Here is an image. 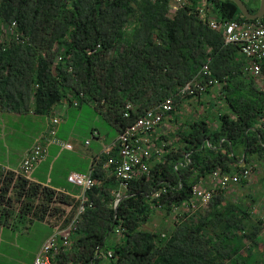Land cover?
Segmentation results:
<instances>
[{
	"label": "trees",
	"instance_id": "obj_1",
	"mask_svg": "<svg viewBox=\"0 0 264 264\" xmlns=\"http://www.w3.org/2000/svg\"><path fill=\"white\" fill-rule=\"evenodd\" d=\"M242 1L250 14L257 13L260 0ZM201 7L204 18L199 16ZM210 19L264 22V17L243 18L229 0H189L175 11L169 0H0V23L15 21L18 35L0 41V86L11 80L25 86L32 94L33 111L41 115L50 114L63 100L71 105L93 103L120 132L193 78L202 84L223 81L219 76L227 71L221 59L239 50L224 45L222 33L208 26ZM241 66L244 62L235 59L227 69L245 70ZM260 77L264 82V62ZM249 84L243 93L225 92L230 110L217 117L215 130L207 119H199L185 132L178 131L161 159L149 162L148 173L127 183L116 209L118 181L111 170L104 173L106 158L98 161V173L95 169L92 174L95 184L84 194L76 228L53 264L99 263L104 250L112 253L107 264L259 263L253 248L260 245L264 221L252 219L250 207L227 202L209 221V216L193 220V210L184 208L193 186L206 184L212 172L251 168L256 173V165L264 167V84L256 87L252 77ZM128 104L132 109L124 117ZM237 151L245 154L244 165L238 164ZM36 197L43 201L35 209L55 214L61 212L57 203L72 201L0 168L3 218L16 203L24 212ZM217 197L223 204L221 196H214L205 206ZM157 213L162 214L161 226L146 230ZM172 214L188 220L170 231ZM244 252L247 259L240 258Z\"/></svg>",
	"mask_w": 264,
	"mask_h": 264
},
{
	"label": "crops",
	"instance_id": "obj_2",
	"mask_svg": "<svg viewBox=\"0 0 264 264\" xmlns=\"http://www.w3.org/2000/svg\"><path fill=\"white\" fill-rule=\"evenodd\" d=\"M235 59L240 63L244 62V67L246 66V59L239 52L236 51L235 56L231 54L224 55V59H221V62L225 65L223 70L227 72L219 76L223 78L221 83L212 82L211 80L206 81L204 82L205 84L203 83L206 92L201 93L199 97H194L193 99H175L174 111L164 120L161 127L154 134L158 144L163 143L167 145L171 143L170 140L176 141L178 131L185 132L188 130L190 123L199 119H207L210 122L209 127L215 130L219 126L217 117L222 113H228L230 110L224 97L226 91L235 94L243 93L245 89L250 88L249 77L254 79L256 87H262L261 85L264 82L261 77L256 79L250 73L246 72V70L238 69L237 71H228L227 68H229L231 63H234ZM244 67L241 66L242 69ZM24 87L18 86L12 80L0 86V168L2 171L4 170L3 172H12L17 175L21 162L27 152L37 141L43 140L42 136L49 129L50 121L53 117H58L60 118V124L56 130V138L59 141L70 144L73 149L67 150L54 143L48 144L45 158L34 167L27 180L41 188H48L59 194L67 195L72 201L64 204L57 203L56 206L61 209L59 214L52 213L47 208L45 210L35 209L34 206L43 201L41 197H36L31 200V206L29 205L24 212L20 209V204L16 203L11 215L3 218L0 213V264H31L48 238L57 232L58 229L66 226L68 221L76 216L81 204L79 200L80 190L67 182V176L71 173L87 174L93 172L95 169V173L97 174L98 161L104 157L107 158L108 154H106V150H108L111 156L116 154L113 145L116 143L119 133L116 128L110 125L95 110L93 103H84L116 131V136L110 143H106V137L102 136L97 129L92 128L90 133L96 132L97 134L95 137L91 135L95 149L90 153L84 152L81 149H83V146L88 148L91 145V140H85L83 143L77 142V140L73 139L71 131H67L63 127L68 119L67 113L70 110L74 112L73 109H81L83 104L73 106L66 100H63L53 108L50 114H36L33 111L32 94L29 90H25ZM26 91L27 93L25 94ZM189 104H195V106H191L190 109ZM77 118L78 115L76 116ZM17 127L23 134L28 135L29 142L27 144H16V139L13 136L18 129ZM86 142L88 144H85ZM237 152H239L237 155L238 164L244 165L245 154H241L240 151ZM71 153L78 160L80 159V164L83 166V170L86 171L61 172L58 174V179H53L55 164L61 159H72V156H70ZM103 169L106 175L110 174L108 169ZM260 179L257 181L260 183V190H257V194L250 192L251 185L254 187V183L251 185L232 187L227 191L216 194V196L223 198V204L217 203L220 200L217 197L212 202L213 205L211 204L209 208L208 206H199L196 210H193L192 214L194 216L191 218L197 220L198 218L202 219L204 216H209L206 219V221H209L215 214V210L221 209L227 202H232L234 205L243 203L247 207H250L249 213L252 219H262L264 217V186ZM66 185H69L71 189H67ZM243 187L247 188L243 192L248 190L245 194L241 191ZM186 218H183V216L179 218L174 216V214L170 215V231H172L174 225H180L182 222L186 223L188 220ZM21 238L26 241L32 239V241L29 244L28 242L22 243V241L20 242ZM257 251L259 253L258 256H260L258 260L260 263L264 260L261 257V255H264V231L261 234L260 245L257 247Z\"/></svg>",
	"mask_w": 264,
	"mask_h": 264
},
{
	"label": "built area",
	"instance_id": "obj_3",
	"mask_svg": "<svg viewBox=\"0 0 264 264\" xmlns=\"http://www.w3.org/2000/svg\"><path fill=\"white\" fill-rule=\"evenodd\" d=\"M169 1L173 11L189 4V0ZM199 16L204 18V7H201L199 10ZM208 26L213 31L222 33L224 45H231L238 48L239 53L246 59V72L250 73L254 78L259 79L261 76V63L264 62V22H248L236 19L221 23L215 19H210ZM16 27L17 23L15 21H12L10 24L0 23V41L8 37L17 38ZM98 48L99 46L96 49ZM96 49L90 50L87 54L92 55ZM206 70L207 67L204 66L201 71L204 74ZM203 92H205L203 84L198 78H193L178 88L175 93L154 107L145 110L136 118L133 124L123 128L118 133L116 143L113 145L116 154L111 156L108 150H106V154L108 155L102 166L103 168L111 170V173L118 181L119 185L115 193V202L123 199L121 195L126 190L127 183L130 180L137 176L147 174L150 167L149 162L154 158L159 161L163 156L166 144H158L154 134L174 110L175 99H185L188 96L200 95ZM72 105L77 106L78 102L74 101ZM131 109V104L125 107L124 117L128 116L129 110ZM59 124L60 118L53 117L50 121L49 129L42 136L43 140L37 141L25 155L17 175L27 179L34 167L45 158L47 147L50 143H54L67 150L73 149L70 144L59 141L56 138V130ZM91 135L95 137L97 134L94 132ZM85 144H88V142ZM92 174L93 172L87 174L71 173L67 176V182L80 190V207L76 216L66 226L58 229L57 232L48 238L31 264H53L56 261L59 250L68 246L70 234L75 230L79 215L84 209V194L95 184ZM252 176L251 168H244L234 173H224L216 170L212 172L206 184L199 183L193 186L191 199L187 204H184V208L186 210H195L199 206H205L217 193H222L232 187L239 186L242 181L249 182ZM158 195L159 191L154 193V197ZM261 220L264 221V217ZM115 233L119 234V230H116ZM100 254L102 261L90 264H107L105 261L112 257V253L109 250H104Z\"/></svg>",
	"mask_w": 264,
	"mask_h": 264
},
{
	"label": "rangeland",
	"instance_id": "obj_4",
	"mask_svg": "<svg viewBox=\"0 0 264 264\" xmlns=\"http://www.w3.org/2000/svg\"><path fill=\"white\" fill-rule=\"evenodd\" d=\"M263 87V83L261 85ZM261 87V88H262ZM190 109L191 106H195V104L190 105ZM74 112H72V110H70V112L67 113L68 115V119L66 120V123L64 124V128L67 131H71V133L73 134V139L77 140V142H82L85 140H91V145L86 148L83 146V149H81L84 152H88L90 153L91 151H93L95 149V144L93 142V140L91 139V129L95 128L97 129L100 134L102 136H105L107 139L106 143H110V141L116 136V131L114 128H112L104 119H102L99 115H97L87 104H83L81 109H73ZM78 115V118L76 119V116ZM59 126V125H58ZM57 126V127H58ZM18 128V127H17ZM16 139V144H27L29 142V138L28 135H26L25 133L23 134L21 132V130H19V128L16 130L14 136ZM81 151V152H82ZM83 153V152H82ZM70 156H72V159L66 158V160H60L59 162H57L54 166V174H53V179H58V174H60L61 172H70V171H81V172H85L86 170H83V166L80 164V159L78 160V158L71 153ZM256 165L259 167L258 171L256 173H253V176L251 177L250 181L247 182L248 185H251L252 183H254V187L253 185H251L250 188V192L257 194V190H260V183L257 182L259 178L264 179V167L262 164ZM256 183V184H255ZM67 189H71V187L69 185H66ZM247 188H241V191L243 192V190H245ZM248 191V190H247ZM247 191L243 192V194L247 193ZM264 201V200H263ZM161 219H162V214L157 213L153 219L151 220V222L147 223L145 225V229L146 230H156L158 227L161 226ZM163 228V227H162ZM32 236V235H30ZM35 237V234H34ZM28 242L31 243L32 239H30V241H26L25 239H20V242ZM239 244V243H238ZM244 244L241 245V250H243ZM253 254H254V258L256 259V261L259 260V256L257 252V246H255V248H253ZM241 259H247V255L246 253H242L241 254ZM251 261H249L248 263H252V259H250Z\"/></svg>",
	"mask_w": 264,
	"mask_h": 264
},
{
	"label": "water",
	"instance_id": "obj_5",
	"mask_svg": "<svg viewBox=\"0 0 264 264\" xmlns=\"http://www.w3.org/2000/svg\"><path fill=\"white\" fill-rule=\"evenodd\" d=\"M229 1L233 2L237 6V8L240 11L241 16L247 20H257V19H261L262 17H264V0L259 1L258 11L254 15L249 13L245 3L242 0H229ZM119 202L120 200L115 202V206H114L115 209Z\"/></svg>",
	"mask_w": 264,
	"mask_h": 264
}]
</instances>
